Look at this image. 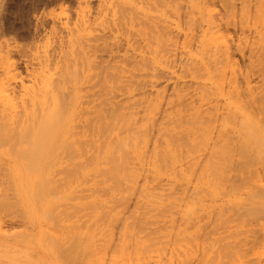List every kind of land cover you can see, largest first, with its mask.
Segmentation results:
<instances>
[{
  "label": "rangeland",
  "instance_id": "1",
  "mask_svg": "<svg viewBox=\"0 0 264 264\" xmlns=\"http://www.w3.org/2000/svg\"><path fill=\"white\" fill-rule=\"evenodd\" d=\"M132 1L0 3V110L5 109L11 117L16 114L15 128L28 124L26 117L32 125L35 109L41 119L44 110L54 108L53 96L59 95L66 115L58 134L30 132L21 137L14 130V140L5 136L0 142V261L264 264V250L250 249L248 235L252 223L254 228L264 223L262 218L232 216L223 225L218 214L222 205L228 213L235 211L223 193L216 198L207 192L200 197L205 201H196L197 179L217 152L212 154L213 147L204 143L202 132L190 131L191 119L185 116L199 101L197 85L204 77L199 69L193 77L190 69L201 57L199 49L205 36L212 40L219 34L226 39L234 50L237 68L246 71L250 57L256 59L254 54L264 51V14L259 17L254 6L244 9L243 0ZM210 16L218 18L220 27L209 23ZM157 53L165 61L161 65L154 61ZM76 71L82 75L77 85ZM62 76L64 87L57 84ZM252 78L260 95L258 106L263 102L264 74L255 73ZM77 88L79 100L73 104ZM34 90L51 95L46 94L48 101L42 107L31 100ZM118 107L125 112L123 116L130 113L131 120L119 110V119L116 114L112 118ZM102 109L112 112L111 121ZM230 109L234 112L236 105ZM257 114L254 118L258 122L262 115ZM113 120L119 128L115 124L117 129L110 135L98 127ZM123 120H127L124 125ZM53 122L47 126L51 128ZM120 124L127 128H120ZM140 132L144 143L139 138V148L146 150L141 155L144 157L128 156L136 175L130 176L126 170L122 176L113 173V163L104 157L103 150L111 145L115 154L118 139ZM168 147L177 152V159L168 155L169 160L166 155V161L162 159ZM227 148L230 155L225 162L224 183L244 185L238 190L241 199H253L248 193L251 186L264 188V157H242L243 152ZM32 151H52L51 159L57 157V165L44 168L49 172V188L33 183L17 186L20 169L21 173L25 170L24 179L31 174L27 167ZM185 174L194 175L190 177L193 180L185 183ZM193 199L198 204L191 219L187 205L195 204Z\"/></svg>",
  "mask_w": 264,
  "mask_h": 264
},
{
  "label": "bare ground",
  "instance_id": "2",
  "mask_svg": "<svg viewBox=\"0 0 264 264\" xmlns=\"http://www.w3.org/2000/svg\"><path fill=\"white\" fill-rule=\"evenodd\" d=\"M130 1H132V0H130ZM242 4H243L244 9H248L249 7L251 9L253 6L256 7L255 11L259 17L260 16L262 17V15L264 14V0H243ZM233 6L237 7V2L236 3L234 2ZM208 21L211 25H213L215 27H220V25L218 24V18L216 20V18L214 16H210ZM199 52H200L201 57H200V59L197 60V62L193 65L194 67L190 70H191L193 77L196 78L199 74V71H198V69H199L200 73H202L201 76L204 77V80H201V81L198 80L199 81L198 85H197L198 89H199L198 94H197L198 100H199V101H197L198 104H193L192 108L188 110L189 114L185 115V116H187L188 119H191L190 124H191L192 128L190 126V128H189L190 131L195 130V131L202 132L206 136L205 137L206 140L204 141V143H206V145L209 147H213L212 154L215 152H217V153L213 154L214 158L210 162L208 169H206L203 172L200 179H197V182L195 181L197 184H196V188H194V190L195 191L197 190L198 191L197 193L199 195L196 193V195L194 194V196L198 197V200H196V201L199 202L200 197L208 195V193H210V195H212V196H216V198L219 197L220 192L223 193L226 196L225 198L229 200V204L233 205V207L235 209L234 212L228 213L226 207L222 205L223 209L219 210L218 214H219L220 220L223 221V225H227V223L230 222V218H232V216L240 217L242 215H250L253 218H255V220H260L261 218L264 220V218H263V215H264V188H258L255 185L251 186V190L248 193H249V195L252 194L253 199L242 200L241 199L242 197L238 193V190L241 186L243 187L244 185H242V184L241 185H238V184L234 185L233 184L230 187L224 183V177L226 175V172H225V168H226L225 164L226 163L225 162L229 159L227 157V154H228V156L230 155V153H228L229 148H227V147L233 148L234 151L236 150V151L243 152L242 157L248 158V156L251 154H257L258 156H260L262 158L264 157V96L261 97L263 102H261L258 106H256V102L260 98V95H257V93L255 92V86L253 85V80H252L253 79L252 76L255 73L264 74V51L260 52L258 50L257 51L258 54H254L256 59H254L253 56L250 57L251 63L248 64L249 68L246 71L237 68V65H236L237 60L235 58V53H234L232 46L229 44V42L226 39L224 40V38L220 37L219 34H217L216 37H213L212 40H208L205 36V39L202 41ZM162 59L163 58L158 53L154 57V61L157 62V65H158V63L162 64L165 62ZM71 69H73V67ZM73 71H74V69H73ZM72 73H75V72H72ZM78 74L79 73L76 71V76L74 77V78H76V79H74V83L76 85L81 81L80 79L82 77L81 74L80 75H78ZM62 78H63V76L60 79H62ZM64 79H65V77H64ZM61 81H63V79L60 80V83L58 80L57 84L62 85L61 83H63V82H61ZM51 82H53L52 84H54V81L51 80ZM51 82H50V84H51ZM64 83H66V82H64ZM58 85H57V89L60 90L62 87L58 88L59 87ZM51 87H53V85H51ZM42 88H44V87H42ZM37 91H39V90H36V91L34 90V92H36V93H33L31 95L32 96L31 100L38 102L42 107V105L43 104L45 105V103L48 101V98L46 99L47 95H50V94L46 93L47 95L45 94L43 96V94H41V93H40L41 95L39 94V92H41V91H39L38 93H37ZM61 91H63V88L61 89ZM5 94L9 95L8 92H6ZM5 94H4L3 99H5ZM58 96H56V95L53 96L54 97V108L44 110V112H43L44 114H43L41 119L37 117V115H36L37 111L35 109V113H33V115H32V119H33L32 125H30V123L26 117V121L28 124H24L21 127L17 126V128H15L14 127L15 125L13 126L12 123L14 124L16 122V119H15L16 114L14 116V112H13V114L10 113L11 115L14 116V117L13 116L11 117L8 113H6L7 111L5 109H4V111H6V112H4L3 110H0V142L5 141V136H7V138H9L8 141H11L10 139L15 138L14 136L17 134H19L22 137L23 135H28L30 132L31 133L33 132L34 134H37V135L38 134H45L48 131H50V132H48L47 134L52 133V132L58 134V132L61 131L60 126L65 124L63 122L62 118H63V116L66 117L65 111L64 110L62 111V108H61L62 101L58 98ZM50 98H52V97H49V99ZM10 99H11V97L9 98V100ZM72 99H73V102H72L73 104H76L78 102V100H79L78 88H77L76 93L73 95ZM51 102H52V100H51ZM119 105L121 106L122 104L120 103ZM233 105H236V109L234 112L230 109V107ZM37 106H38V104H37ZM119 107L116 110H115V108L109 109V111L115 110L114 111L115 113L113 114L114 116H112V118L115 117V114H116V118H117V117H119L117 115H119L120 113L122 116L125 113V112L122 113L121 112L122 109L119 110ZM122 107H124V106L122 105ZM43 108H45V107H43ZM255 108L257 110H255ZM103 110L104 109H102V111ZM117 110H119V111H117ZM116 111L119 114H117ZM103 112H106L107 114L109 113L108 111H103ZM111 113H109L110 120H108V122L111 121V115H112ZM257 113L262 115L261 121H258V122L254 118L255 114H257ZM105 114L103 115L104 117H105ZM129 114L130 113H128L127 116H129L130 120H131V116H130L131 114L130 115ZM259 114H257V115H259ZM180 116L182 117L184 115H182V113L180 112ZM123 117L126 118L127 120L129 119V117H125V116H123ZM181 117H180V120H181ZM107 119H109V118H107ZM117 119H119V118H117ZM39 120H40V122H39ZM51 120H53L54 122L52 124V127L49 128L47 126V124ZM121 120L122 119L120 118V123H121ZM221 120L223 122L219 123ZM123 121H122V125H124V123H126V121H124V122ZM37 122H39V123H37ZM128 122H127V127H131V126H128V124H129ZM106 123H107V121L104 123H101V125H99L98 127L103 128L105 130V132L108 133V135H110V133H113L117 128H119V126H118L119 124H116L117 122L114 123V120H113V123L111 122L114 125H112L110 123H108L107 125H104ZM131 123H132V121H131ZM174 123H176V122H174ZM115 124H116L117 128H116ZM219 124H221V125H219ZM67 127L68 126H66L64 128H67ZM121 127L122 126L120 124V128ZM127 127H124V128H127ZM253 128H257L256 133L253 131ZM14 130L16 132L18 131L17 134ZM120 130H122V129H119L118 131H120ZM122 131H124V130H122ZM142 132H143V130H142ZM142 132L135 133L132 137H127V138H121L119 136V138H121V139L117 140V144L115 145V154L113 151V147L111 145L107 146L106 149L103 150L104 157L106 159L111 160V162L113 163V167L115 169V171L113 173H118L119 176H122L125 174L124 170H126L128 175H130V176H131V174L133 176L136 175V173L134 172V170L130 166L129 157L137 156L139 159L141 157H142L141 159H143L144 156H141V155H143L142 152L144 151V153H145L146 150L141 149L142 148L141 144H140L141 142H139V140L142 139L139 137V135ZM233 132L235 133V137L232 134ZM236 137L238 138V140ZM235 138H236V140H235ZM12 140H14V139H12ZM143 140H144V138L142 139V142L144 143ZM138 142L140 145H138ZM143 143H142V146H143ZM148 143H149V140L147 139L146 144H148ZM212 143H214V145H212ZM146 144H145V146H146ZM168 146H170V145H168ZM139 147H141V148H139ZM166 150L167 151H164L165 153L163 152L164 154H162L163 155L162 159L165 158L164 160L166 161L167 155H168V157L171 158V160H172V157H174V159L178 158V156L176 155L177 152L173 148L168 147V149H166ZM32 152H33L32 154H34V155L31 156V158H30L31 160L28 164L29 166L27 167L28 170L31 171V174L29 175V177L27 179H24L22 177V175H24L25 170H24V173H21L22 169H20V172H18V182L19 183L17 186H24V185L33 183L36 185V187L41 186L43 188H49L48 186H50V183H49V180H47V179H49V172L47 170L45 171V169L51 168V166H50L51 163L53 164L52 166H54L55 164L57 165V163H58V160H56L57 157L54 158L53 160L51 159L50 155H51L52 151L46 152V153L45 152L44 153L43 152H36L35 153V151H32ZM244 152L245 153L247 152V156ZM25 153L27 154V152H25ZM165 155H166V157H164ZM169 155H171V156H169ZM168 157H167V159L169 160ZM253 157H255V155ZM260 157H258V158L260 159ZM43 159H44L43 163H45V165L47 164L48 167L47 166L45 167V165H43V163H42ZM259 159H257V160H259ZM54 160H56V161H54ZM263 160H262V162H263ZM244 163H246V162H244ZM42 167H43V169L45 168L44 171H43ZM38 171H40V174L43 173V176H44V174H45V176L48 174V178H46V180L48 181L49 185L47 184V181L44 180L45 176L43 177L42 175H40L38 173ZM249 172H251V175L253 176L252 170H249ZM34 173H37V174H34ZM209 173H213L212 174L213 176H211ZM183 175H184V172H183ZM183 175H182V177H183ZM188 175L189 174H185V177H186L184 179L185 183H189L191 180H193V178L192 179L190 178L192 175H189V176ZM247 175H248V173H246V176ZM243 178H244V180L247 179L246 177H243ZM50 179H51V177H50ZM51 181H52V179H51ZM246 182H247V180L243 181V184L244 183L246 184ZM252 182H253V179H252ZM252 182H250V183H252ZM244 187H243V189H244ZM240 190H242V189L240 188ZM45 191H48V189H45L44 192ZM224 195H222V196H224ZM192 197L193 196H190V198H192ZM202 199L203 198H201L200 201H205ZM196 201H194V199H193L192 203H195V204H193V205L189 204L190 206L187 205L188 210H190L189 216L191 217V219L195 218V207H196L195 205L198 204ZM216 201H217V199H216ZM210 202L208 201V203H210ZM23 203L27 204L26 201H23ZM203 203H201V204H203ZM212 203L215 204V197H213ZM172 204H173V202L170 203V205H172ZM209 206H211V204H209ZM258 217H259V219H258ZM192 221H194V220H192ZM260 223H259V228H254V223H252V225L248 229V235L250 237V243L249 244L251 245L250 249L252 248L255 250H261V249L264 250V223L263 222H260ZM232 231L234 232V230H232ZM141 249H140V251H143V248H141ZM234 253H236V252H234ZM221 257H222V255H221ZM75 262L78 263L79 261H73V263H70V264H76ZM0 264H14V263H10L7 261H0ZM256 264H261V263L256 261Z\"/></svg>",
  "mask_w": 264,
  "mask_h": 264
},
{
  "label": "clouds",
  "instance_id": "3",
  "mask_svg": "<svg viewBox=\"0 0 264 264\" xmlns=\"http://www.w3.org/2000/svg\"><path fill=\"white\" fill-rule=\"evenodd\" d=\"M3 2V0H0V3H2Z\"/></svg>",
  "mask_w": 264,
  "mask_h": 264
}]
</instances>
